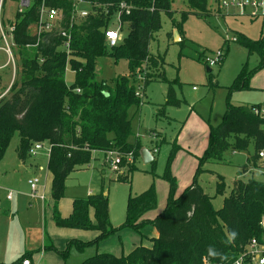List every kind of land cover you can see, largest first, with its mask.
Wrapping results in <instances>:
<instances>
[{
	"label": "trees",
	"instance_id": "obj_1",
	"mask_svg": "<svg viewBox=\"0 0 264 264\" xmlns=\"http://www.w3.org/2000/svg\"><path fill=\"white\" fill-rule=\"evenodd\" d=\"M82 1L87 4L83 9L89 10L90 15L71 29L69 52L63 48L64 38L56 34L47 35L48 42L37 48H27L35 43L33 30L41 1L33 0L30 9L16 14L17 76L9 94L0 100V161L16 134L20 139L16 152L22 161L35 144L50 145L48 170L51 198L55 203V226L97 233L93 241H78L79 250L89 247L98 250L102 241L122 229L141 234L143 227L150 225L157 233V237L152 238L141 234V242L130 246L127 254L123 251L119 256L97 253L81 264H228L245 256L253 241L264 247V180H236L220 210H215L212 198L199 185L205 164L220 161L230 149L249 153L253 148L254 154L249 153L243 172L246 174L251 165L259 167L264 177L263 163L257 166L262 162L258 152L264 149V117L256 106L228 105L222 123L211 128L209 147L199 160L193 182L178 199L168 166L164 175L170 184L168 203L163 214L154 220H142L146 213L157 208L154 185L140 195L129 197L126 219L119 228H113L110 222L109 201L103 194L74 200L70 215L64 218L60 214L58 204L64 197L67 181L71 174L91 165L94 153H121V168L128 164L131 154L136 159L140 157L141 143H129L133 135L129 111L134 106L140 108L141 103L135 88L138 69L145 85L157 80L168 83L160 115H164L168 107L179 109L186 104L177 97L176 86L180 83L168 81L163 71L156 73L163 69L165 56H154L150 52L154 36L162 29V13L171 19L173 29L183 35V23L190 15L208 18L216 15L217 7L220 9L222 5V0H180L179 4L187 11L181 12L178 20L175 18L178 10H174L176 0ZM121 4L131 9L129 15L119 9ZM48 5L62 12L64 28L69 29L73 1L48 0ZM119 12L128 38L111 48L112 55L117 60H127L131 74L117 78L114 87H110L98 77L96 66L98 59L109 54L105 31L109 29L111 17ZM235 40L250 55L259 57L257 69L264 67V34L258 40L238 34ZM68 66L75 74L71 86L65 79ZM251 74L244 68L234 88L248 87ZM171 157L172 154L169 159ZM151 163L155 164V155ZM134 171L136 169L132 168L130 175ZM126 179L127 173L119 176V181ZM218 180L216 195L224 196V178L218 176ZM44 249L66 256L53 243L44 245ZM36 253L27 252L12 264H21L26 259L33 263Z\"/></svg>",
	"mask_w": 264,
	"mask_h": 264
},
{
	"label": "rangeland",
	"instance_id": "obj_2",
	"mask_svg": "<svg viewBox=\"0 0 264 264\" xmlns=\"http://www.w3.org/2000/svg\"><path fill=\"white\" fill-rule=\"evenodd\" d=\"M19 1L5 0L3 19L6 24L13 20ZM179 1L176 0L174 6V10H178L175 15L178 20L180 13L187 11ZM216 13L208 18L190 15L183 23L181 42H175L172 21L162 13V29L154 36L150 52L154 56H165L163 69L156 73L163 71L168 81L177 80L180 83L176 86L177 97L186 104L179 109L168 107L165 114L160 115L159 110L166 102L168 83L157 80L145 85L138 69L135 88L141 103L140 108L134 106L129 111L133 129L129 143L139 141L143 147L152 150L155 164H145L141 156L137 159L132 156L130 163L114 172L110 166L111 156L104 152L94 153L91 165L71 174L66 183L64 197L58 204V211L63 217L70 215L74 200L103 194L108 197L110 222L113 228H119L126 219L129 197L140 195L154 185L157 208L142 217L145 221L154 220L163 214L168 203L170 184L164 178L168 166L176 183L175 198L178 199L193 182L199 160L209 147L211 128L222 123L228 105L256 106L264 117V67L257 69L259 57L250 55L234 41L238 34L252 40L260 39L264 34V12L253 18L239 16L233 8L220 6L219 9L218 6ZM108 28L118 30L123 40L128 38L126 26L121 27L117 14L111 17ZM169 34H173V37L170 38ZM108 51L106 57L98 59L96 72L102 81L114 87L116 79L131 74V69L127 60H117L112 55V49ZM218 52L223 53L224 59L220 65L209 70L205 60L215 57ZM6 60L5 54L0 51V64ZM244 68L252 73L248 87L235 89V80ZM65 79L68 86L74 84L75 74L70 66L67 67ZM19 141L16 134L0 161V184L21 193L8 206L10 213L0 215V263L12 264L23 254L42 251L44 245L53 243L66 256L48 250L41 254L40 264H81L97 253L116 256L121 255L122 251L127 253L131 244L140 242L141 234L154 237L155 230L150 225L144 226L141 234L122 229L102 241L98 250L95 247L79 250L78 241H93L97 233L64 230L55 226V203L51 198V180L47 168L50 145L43 143L38 155L28 156L24 162L16 152ZM155 148H158V153L154 152ZM249 151L250 155L254 154L253 148ZM249 153L230 149L220 161L205 164L199 185L212 198L215 210L223 207L224 199L231 195L236 180H264L259 167L249 165V171L246 174L243 172ZM261 164L258 162L257 166ZM132 168L136 171L130 175ZM126 173L128 179L119 181V176ZM218 176L224 178V196L216 195ZM33 178L41 180L38 195H45V202L29 197L31 192L27 182ZM82 236L90 238L84 239Z\"/></svg>",
	"mask_w": 264,
	"mask_h": 264
},
{
	"label": "built area",
	"instance_id": "obj_3",
	"mask_svg": "<svg viewBox=\"0 0 264 264\" xmlns=\"http://www.w3.org/2000/svg\"><path fill=\"white\" fill-rule=\"evenodd\" d=\"M41 1L38 6L37 11V20L34 24V36L35 43L27 45V48H37L42 43L48 42L47 35L56 34L59 37L64 38V50L69 52L71 44H72V36L71 29L74 24L82 21L89 17L90 12L87 9H83L87 4L82 0H72L73 1V15L71 17L70 28L65 29L63 25L64 15L58 9L52 8L48 5V0H39ZM33 4V0H20L19 8L15 13L22 14ZM222 7L233 8L236 11V14L239 16H250V17H258L264 12V0H222ZM5 8V0H0V51L3 52L7 58L5 65L0 67V69L9 68L12 73V81L9 85L7 91L0 96V100L6 97L10 90L12 89L14 82L17 76V62L16 56L14 54L15 48V16L9 24H6L3 19V13ZM119 9L121 11H125L127 15L130 14L131 9L127 7L125 4H121ZM238 12V13H237ZM119 16L120 22V14ZM121 24V22H120ZM122 27V24H121ZM105 36L107 40V44L110 48L116 47L123 41L122 36L119 34V31H115L112 29H107L105 31ZM235 41V39H234ZM224 59V55L222 52L216 53L213 58H206V64L210 68H214L217 65H220ZM255 113H258L255 111ZM155 139V137H153ZM43 149L42 144L37 143L35 146L29 151V156H36ZM155 153H158V150H154ZM105 155L111 156L110 166L114 172H118L121 170V165L123 161V155L119 152H106ZM114 157V159H113ZM258 157L262 161L264 166V149L258 152ZM132 154L128 156L127 163L132 161ZM31 193L30 198L33 200L44 201L45 196L38 195V187L40 185V180L38 178H33L29 181ZM0 191H4V197L7 201H13L15 192L8 189H3L0 187ZM1 211V207H0ZM21 264H32L30 260L26 259ZM210 264V263H206ZM228 264H264V247L260 246L256 241H253L250 245V250L245 256L239 257L237 260L228 263Z\"/></svg>",
	"mask_w": 264,
	"mask_h": 264
},
{
	"label": "crops",
	"instance_id": "obj_4",
	"mask_svg": "<svg viewBox=\"0 0 264 264\" xmlns=\"http://www.w3.org/2000/svg\"><path fill=\"white\" fill-rule=\"evenodd\" d=\"M222 6V5H221ZM236 42V41H235ZM3 65H5V63H2V64H0V67H2ZM210 70V69H209ZM143 78V77H142ZM12 81V73H11V69H9V68H4V69H0V96L2 95V94H4L6 91H7V89H8V87H9V85L11 84L10 82ZM151 139H152V137H151ZM153 140V139H152ZM150 151H152V150H150ZM153 152V151H152ZM38 155V154H37ZM36 155V156H37ZM49 155H50V150H49V153H48V155H47V168H48V161H49ZM35 156V157H36ZM29 157H33V156H29ZM28 158V157H27ZM26 158V159H27ZM25 162V161H24ZM48 172H49V170H48ZM49 179L51 180V174H50V172H49ZM31 180V179H30ZM30 180H28V182H27V185H28V187H30V185H29V181ZM40 180V179H39ZM40 185H41V180H40ZM39 185V186H40ZM0 187L1 188H3V189H8V190H12V189H10V188H8V187H5L4 185H2V184H0ZM12 191H14V190H12ZM15 192V195H14V199H15V196L16 195H19V194H21V193H19V192H17V191H14ZM30 192H31V189H30ZM4 191H0V207H1V211H0V215H5V214H8V213H10V209H9V207L8 206H10L12 203H13V201H14V199H13V201H7L6 199H5V197H4ZM29 196V195H28ZM45 196V195H44ZM30 197V196H29ZM33 200V199H32ZM46 201V198H45V200L43 201V202H45ZM66 217H68V216H66ZM66 217H64V218H66ZM58 229H60V228H58ZM64 230H69V229H64ZM89 236H82V238H84V239H86V238H88ZM154 237H157V233L155 232V235H154ZM90 238V237H89ZM84 241V240H83ZM140 242H141V240H140ZM139 242V243H140ZM138 243V244H139ZM134 245L136 244V243H133ZM133 244H131L130 246H132ZM144 244L147 246V245H150V244H148V243H146V242H144ZM46 252H48L47 250H45V249H43L42 251L41 250H38L37 251V253L32 257V259H33V263L32 264H40V262H41V254L42 253H46ZM124 252V251H123ZM128 253V252H127ZM127 253H125V254H127ZM117 256H119V255H117Z\"/></svg>",
	"mask_w": 264,
	"mask_h": 264
},
{
	"label": "water",
	"instance_id": "obj_5",
	"mask_svg": "<svg viewBox=\"0 0 264 264\" xmlns=\"http://www.w3.org/2000/svg\"><path fill=\"white\" fill-rule=\"evenodd\" d=\"M174 40L175 42H181L180 34L176 29L174 30ZM140 156L145 164H149L154 160V156L151 151L145 147L140 150Z\"/></svg>",
	"mask_w": 264,
	"mask_h": 264
},
{
	"label": "clouds",
	"instance_id": "obj_6",
	"mask_svg": "<svg viewBox=\"0 0 264 264\" xmlns=\"http://www.w3.org/2000/svg\"><path fill=\"white\" fill-rule=\"evenodd\" d=\"M232 235H235L234 233Z\"/></svg>",
	"mask_w": 264,
	"mask_h": 264
}]
</instances>
